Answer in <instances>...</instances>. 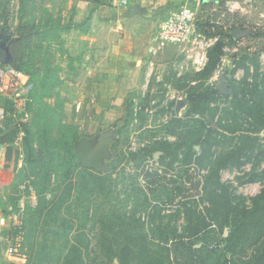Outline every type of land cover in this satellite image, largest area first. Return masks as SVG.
Wrapping results in <instances>:
<instances>
[{"label": "rangeland", "instance_id": "374dc122", "mask_svg": "<svg viewBox=\"0 0 264 264\" xmlns=\"http://www.w3.org/2000/svg\"><path fill=\"white\" fill-rule=\"evenodd\" d=\"M131 3L140 11L112 0H0V35L43 32L25 42L21 68L33 74L36 100L20 114L0 95V137L15 134L0 168V215L9 223L0 264H69L76 245L85 264H101L105 235L112 244L128 241L121 224L142 228L137 239L154 244L155 264L264 262V196L256 207L264 159L248 162L264 146V130L246 107L259 100L254 86L263 88L264 0ZM184 7L196 14L191 41L157 48L163 24ZM236 28L251 33L235 41ZM218 43L219 63L204 75L197 56L205 51L208 61ZM221 75L229 97L220 93L194 113L192 94L216 89ZM48 118L55 125L47 132ZM25 126L37 152L115 131L112 158L99 172L104 190L92 185L96 172L72 169L55 154L29 163ZM252 175L260 176L249 182ZM252 210L257 219L240 224ZM9 244L20 257L4 253Z\"/></svg>", "mask_w": 264, "mask_h": 264}, {"label": "trees", "instance_id": "16d2710c", "mask_svg": "<svg viewBox=\"0 0 264 264\" xmlns=\"http://www.w3.org/2000/svg\"><path fill=\"white\" fill-rule=\"evenodd\" d=\"M48 29H44V31H48ZM43 32L41 30H36L31 32V34L24 35L15 39H10L9 36L3 35L8 39V44L11 47V51L13 54V60L9 64L11 67L15 68L18 71H22L29 75L31 82L34 84L32 81L31 76L33 75L32 73L29 72L28 67H26V72L21 70L23 60L25 57V49L27 48V44L25 42L32 40L35 36L41 35ZM232 37V36H231ZM29 43V42H28ZM222 48L220 43L216 44L211 50L208 51L207 57L208 61L204 69L202 70V73L204 75H209L212 72L215 71L217 64L219 63V54L221 52ZM31 69V68H30ZM256 69L258 70V66H256ZM258 73V71H257ZM263 88L261 90L258 89L259 86H254L253 90H251V94L255 96L256 98L258 97V101L252 105L248 104L246 107L248 108V113H250V116H253L254 119L259 123L260 126H262L260 131L264 130V75H263ZM47 86V84H46ZM48 88V87H47ZM49 91V89H48ZM35 96V98H34ZM48 95L46 94V97ZM229 97V95L227 96ZM32 102L31 104L28 105V108L33 104V98L36 100V94H34V91L31 94ZM221 98L220 92L217 89L209 88V90H204L203 92H197L196 95L192 94L191 96V101L194 103L193 105V110L194 113H199L202 112V109L207 106L208 101H216V99ZM8 102L13 106V104L8 100ZM14 108V107H13ZM27 108V110H28ZM16 110V109H15ZM19 112L18 110H16ZM20 113V112H19ZM45 113V111H42L41 116ZM24 114V113H20ZM55 114V113H54ZM55 125L54 120L52 118H48L47 122L44 125V129L48 132L49 129H46V127L52 128ZM40 127V132H45V130ZM26 130H24V150L25 154L27 157V160L29 163H32L35 161L37 158H39L40 154H44L46 156L54 158V154L57 156V159H60L62 161V164H65L66 166L73 167L72 169H79L81 168V165L77 159V155L75 152V148H69V145H63L61 147H46V148H41L39 147V151L35 149V133L33 132L32 128L25 126ZM38 133V132H37ZM15 134L11 135V138L8 136H2L0 137V145H7L11 144L14 141ZM80 140V139H79ZM243 147L241 148V151L246 149V145L248 142V137H245L243 139ZM53 144V143H52ZM55 145V144H54ZM258 147V148H257ZM256 150L253 148V156L252 158L248 159V162L253 161V158L256 159L258 162L261 159H264V146H256ZM44 151V152H43ZM205 153V150H204ZM244 162L241 163H232V165H243ZM229 162H225L224 166L227 167L229 166ZM93 183L92 185L99 190V192L104 190L105 185L107 184V178L106 176H103L101 173H93ZM260 175H252V177L249 179V182H255L256 178L259 177ZM87 188V187H85ZM38 194H42L41 191H38ZM264 196V191L262 192L261 195L258 196L257 202H256V207H259L263 200ZM259 214L257 215V211L252 210V211H246L245 214L240 215L241 220L240 224L244 225H249L252 221L256 220ZM246 219L245 221H243ZM253 224V223H252ZM122 227L125 229L123 230V233L129 238L126 244H121L118 242H115L112 244L110 238H107L105 235L103 239L100 242V250L103 252L104 256V261L101 262V264H155L154 258H151L150 250L148 247L152 246L154 244H146L144 241H140L137 239V236L141 234L140 229L141 227H136L132 228L131 225L121 224V231ZM82 241V245L85 246V249H89V243H84ZM159 248H162L158 244ZM164 248V247H163ZM165 250H168V248L165 246ZM74 250L76 251L77 255H74L68 262L69 264H85V257L87 254L84 255L83 249L79 247L78 245L74 246ZM73 253V252H72ZM115 261H117L115 263ZM259 264H264L263 261H261Z\"/></svg>", "mask_w": 264, "mask_h": 264}, {"label": "built area", "instance_id": "2783aa9c", "mask_svg": "<svg viewBox=\"0 0 264 264\" xmlns=\"http://www.w3.org/2000/svg\"><path fill=\"white\" fill-rule=\"evenodd\" d=\"M114 4L120 7L128 8L131 0H112ZM196 14L188 7H184L174 17L163 24L159 36L156 38V45L159 49H165L168 45H180L191 41L195 33ZM200 36V35H198ZM206 52L198 58L199 66L205 67L207 58ZM34 91V85L29 75L18 71L10 65L0 63V95L9 100L13 107L20 113H26L28 105L31 104V94ZM8 222L5 217L0 215V239H3ZM9 257H20L17 245L9 244L4 250Z\"/></svg>", "mask_w": 264, "mask_h": 264}, {"label": "water", "instance_id": "95a60500", "mask_svg": "<svg viewBox=\"0 0 264 264\" xmlns=\"http://www.w3.org/2000/svg\"><path fill=\"white\" fill-rule=\"evenodd\" d=\"M136 11H138L137 7L134 6L131 8V12L134 13ZM250 33L251 32L248 30L236 28L231 32V36L233 40L238 41L250 35ZM12 60L13 54L11 47L8 44V39L3 35H0V63L3 65H9ZM216 89L222 95H228L231 93L226 75H221L219 77ZM183 105V102L180 101L177 104V110H180ZM114 137L115 133L113 130L101 134L94 141L87 137H82L75 146V152L81 167L83 169L93 170L96 173L101 172L105 168V162L112 158L111 146Z\"/></svg>", "mask_w": 264, "mask_h": 264}, {"label": "crops", "instance_id": "0c3cea01", "mask_svg": "<svg viewBox=\"0 0 264 264\" xmlns=\"http://www.w3.org/2000/svg\"><path fill=\"white\" fill-rule=\"evenodd\" d=\"M132 7H134V6H132V3H131L130 7H128V8L131 9ZM137 9H138V11H140L139 7H137ZM138 11H136V12H138ZM7 156H8L7 147L5 145H0V168L3 167V164H4L5 160H7Z\"/></svg>", "mask_w": 264, "mask_h": 264}, {"label": "flooded vegetation", "instance_id": "af4514ba", "mask_svg": "<svg viewBox=\"0 0 264 264\" xmlns=\"http://www.w3.org/2000/svg\"><path fill=\"white\" fill-rule=\"evenodd\" d=\"M114 133H115V131H114ZM115 135H116V133H115ZM114 139H115V137H114ZM94 141V140H93Z\"/></svg>", "mask_w": 264, "mask_h": 264}]
</instances>
